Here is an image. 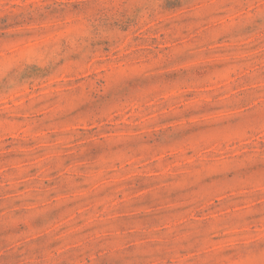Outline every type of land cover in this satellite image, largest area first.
I'll return each mask as SVG.
<instances>
[{
	"label": "rangeland",
	"instance_id": "rangeland-1",
	"mask_svg": "<svg viewBox=\"0 0 264 264\" xmlns=\"http://www.w3.org/2000/svg\"><path fill=\"white\" fill-rule=\"evenodd\" d=\"M0 264H264V0H0Z\"/></svg>",
	"mask_w": 264,
	"mask_h": 264
}]
</instances>
